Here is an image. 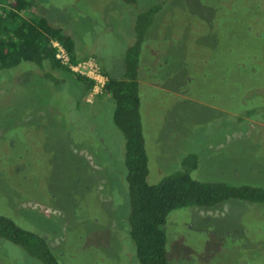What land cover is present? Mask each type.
I'll return each mask as SVG.
<instances>
[{"label":"rangeland","instance_id":"obj_1","mask_svg":"<svg viewBox=\"0 0 264 264\" xmlns=\"http://www.w3.org/2000/svg\"><path fill=\"white\" fill-rule=\"evenodd\" d=\"M35 2L114 77L137 16L161 5L139 75L148 182L193 155L195 179L264 186V0ZM88 97L46 63L0 70V214L46 237L63 264H140L115 102ZM166 231L171 264H264V203L179 208ZM0 264L42 263L0 238Z\"/></svg>","mask_w":264,"mask_h":264},{"label":"trees","instance_id":"obj_2","mask_svg":"<svg viewBox=\"0 0 264 264\" xmlns=\"http://www.w3.org/2000/svg\"><path fill=\"white\" fill-rule=\"evenodd\" d=\"M122 1L125 4L137 2ZM160 6L154 5L137 16L135 43L127 50L125 72L114 77L101 65L107 81L104 92L96 97L98 100L108 95L113 99V119L125 136L126 178L131 198L130 233L140 264H171L167 249V218L176 209L190 206L216 209L231 199L264 203V186L193 178L189 172L197 166L193 155L183 161L187 170L173 172L158 183L148 182L149 155L141 113L139 75L142 44ZM36 8L35 0H0V70L14 68L23 62L46 63L48 68L60 69L83 83L86 94L90 93L94 81L73 74L63 65L56 58L52 41L60 42L67 49L72 62L94 56L81 55L70 33L38 15ZM0 238L20 246L42 264H63L46 237L21 227L14 219L2 214Z\"/></svg>","mask_w":264,"mask_h":264},{"label":"built area","instance_id":"obj_3","mask_svg":"<svg viewBox=\"0 0 264 264\" xmlns=\"http://www.w3.org/2000/svg\"><path fill=\"white\" fill-rule=\"evenodd\" d=\"M52 44L56 48V58L63 65L68 66L73 74L84 75L94 81L93 88L87 98L89 101L104 92L107 77L102 73L101 66L94 57L72 62L70 54L60 42L53 40Z\"/></svg>","mask_w":264,"mask_h":264},{"label":"crops","instance_id":"obj_4","mask_svg":"<svg viewBox=\"0 0 264 264\" xmlns=\"http://www.w3.org/2000/svg\"><path fill=\"white\" fill-rule=\"evenodd\" d=\"M76 47H77V44H76ZM77 49H78V47H77Z\"/></svg>","mask_w":264,"mask_h":264}]
</instances>
